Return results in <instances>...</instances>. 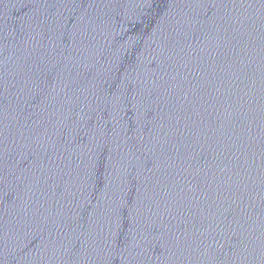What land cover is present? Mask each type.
<instances>
[{"label":"water","instance_id":"1","mask_svg":"<svg viewBox=\"0 0 264 264\" xmlns=\"http://www.w3.org/2000/svg\"><path fill=\"white\" fill-rule=\"evenodd\" d=\"M0 264H264V0H0Z\"/></svg>","mask_w":264,"mask_h":264}]
</instances>
